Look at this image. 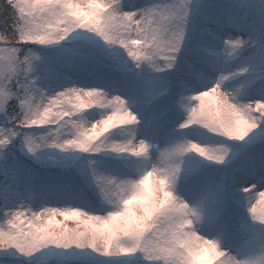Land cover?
I'll use <instances>...</instances> for the list:
<instances>
[{
	"label": "snow or ice",
	"instance_id": "obj_1",
	"mask_svg": "<svg viewBox=\"0 0 264 264\" xmlns=\"http://www.w3.org/2000/svg\"><path fill=\"white\" fill-rule=\"evenodd\" d=\"M108 8L0 5V264H242L264 241V0Z\"/></svg>",
	"mask_w": 264,
	"mask_h": 264
},
{
	"label": "clouds",
	"instance_id": "obj_2",
	"mask_svg": "<svg viewBox=\"0 0 264 264\" xmlns=\"http://www.w3.org/2000/svg\"><path fill=\"white\" fill-rule=\"evenodd\" d=\"M125 0H109V8L106 14H110L113 10L123 6ZM0 36L8 40H15L16 37L7 29H0ZM241 39L245 50L251 47V38L246 33L238 34ZM159 186L158 183L146 184L144 191L138 196L132 198L130 203L135 207L136 211L132 214V227L138 228L142 224H152L154 218L150 216V212L153 206L155 198L159 197ZM199 228V224L196 225ZM221 243H226L221 241ZM153 255L157 257V264H174L176 259L175 253L165 257L158 249L153 252ZM232 255L235 256L242 264H264V241L258 242L251 249L241 252L236 248L232 249Z\"/></svg>",
	"mask_w": 264,
	"mask_h": 264
},
{
	"label": "rangeland",
	"instance_id": "obj_3",
	"mask_svg": "<svg viewBox=\"0 0 264 264\" xmlns=\"http://www.w3.org/2000/svg\"><path fill=\"white\" fill-rule=\"evenodd\" d=\"M58 219H63V217H58ZM66 223H68V225H69L70 227H74L75 224H76V221L69 220V221H66ZM144 264H149V263H144Z\"/></svg>",
	"mask_w": 264,
	"mask_h": 264
}]
</instances>
